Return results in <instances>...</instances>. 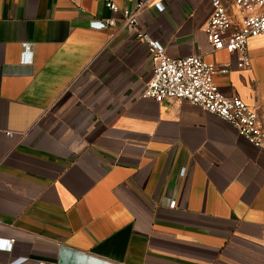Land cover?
<instances>
[{"label": "crops", "instance_id": "1", "mask_svg": "<svg viewBox=\"0 0 264 264\" xmlns=\"http://www.w3.org/2000/svg\"><path fill=\"white\" fill-rule=\"evenodd\" d=\"M112 1L0 0V264H264V148L186 100L141 96L154 60L120 24L138 0ZM210 12L147 0L137 20L264 116V34L237 69L211 50Z\"/></svg>", "mask_w": 264, "mask_h": 264}, {"label": "built area", "instance_id": "2", "mask_svg": "<svg viewBox=\"0 0 264 264\" xmlns=\"http://www.w3.org/2000/svg\"><path fill=\"white\" fill-rule=\"evenodd\" d=\"M111 12L118 7L112 0H101ZM237 18L227 10L222 0H211V12L204 28L211 50H225L236 55V68H246L250 63L247 41L264 34V0H232ZM147 5V0H138L134 10H122L120 24L141 41L153 57L152 75L141 91V96L157 101L182 99L215 114L231 124L238 134L252 145L264 148V116L245 104L238 96L223 94L213 81L215 65L206 62L200 55L172 58L165 47L153 39L138 25L137 12ZM158 11L160 3H154ZM113 17L91 22L95 29L115 26ZM30 61L31 56L23 57ZM228 72L224 67L219 70ZM8 135L11 132H7ZM171 207L174 201L169 204ZM11 241H4L9 248Z\"/></svg>", "mask_w": 264, "mask_h": 264}]
</instances>
